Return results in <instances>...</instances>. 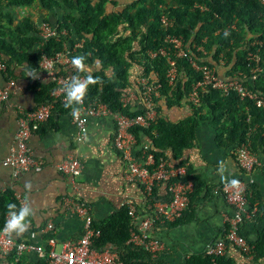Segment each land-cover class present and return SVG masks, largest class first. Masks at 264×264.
I'll list each match as a JSON object with an SVG mask.
<instances>
[{
    "label": "trees",
    "instance_id": "trees-1",
    "mask_svg": "<svg viewBox=\"0 0 264 264\" xmlns=\"http://www.w3.org/2000/svg\"><path fill=\"white\" fill-rule=\"evenodd\" d=\"M35 2L47 9L56 6L70 10L55 22L44 18V22L57 25L59 34L56 37L43 40L39 36L37 25L28 14L16 17V8L28 7ZM115 2L114 0H0V61L6 65L4 73L6 77L14 76V69L18 65H24L34 77L39 71L38 62L41 55L52 56L62 51L66 45L71 49V59L82 54L86 57L84 63L89 66H93L96 61L99 62L100 67L89 72L93 77H99L100 83L88 86L86 100H98L112 111H119L132 117L144 115L146 107L142 104H139V107L130 104L122 106L120 97L129 84V74L133 64H137L139 66L137 77L145 76L150 80H157L160 84L159 96L152 98V104L157 111L156 118L147 126L137 125L130 128L136 139L134 150L137 154L144 145H147L148 151L153 154L155 164L162 158L172 161L176 166L186 167V162L182 158L183 150L193 144L197 126L200 120L205 118L225 126L226 142L233 147L249 139L251 151L257 156L260 151V155L264 157V109L250 103L247 112L246 101L240 100L234 92L220 96L217 91L211 89L203 92L201 104L194 106L186 100V96L192 82L199 78V74L191 69L187 59L176 58L180 75L173 85H169L166 78L165 58H150L147 55V50L156 48L161 43L165 33L181 35L198 63H209L206 55L196 48L198 45H203L215 62H219V55L223 53L224 67L228 68L227 75L236 76L240 72L248 75L247 52L258 50L263 70L253 81L245 78V83L249 88L264 95V5L259 0H168V2L135 0L122 11H106V6ZM199 6H205V9L201 10ZM161 14H165L173 23L168 30L161 26ZM230 24H234L236 28L223 31ZM63 29L64 34L60 33ZM219 29L221 31L217 32ZM79 40L83 41L81 47L72 51ZM61 69L62 72L67 73L65 67ZM153 73L154 77L151 75ZM71 74L86 75L84 72L73 71L72 68ZM53 86L51 81L34 78L31 88L35 92L36 105L51 102L54 107L52 113L56 109L68 110L69 107H65V102L53 99L50 95ZM161 99L167 106H180L185 102L192 108V114L175 121L164 118L157 106ZM247 115H250L249 121L246 120ZM223 118L227 123L221 121ZM249 128L254 130L247 136ZM141 135L149 138V141L141 140ZM167 151L170 152L169 157ZM177 178L192 181L193 190L188 194L190 203L197 192L199 181L188 169L183 176ZM164 184L167 189V183ZM251 187L253 184L249 185L248 191ZM155 191L153 187L152 198L156 196ZM168 199L167 192L165 200ZM9 202L16 203L19 208L12 190L0 194V228L5 222ZM185 211L180 218L169 224L174 226L182 223ZM153 216L155 217H152V220L155 223L159 219L155 212ZM92 226L99 230V235L93 239L91 245L96 250L109 247L125 264L163 263L157 258L150 259L143 248L127 243L130 216L126 207H122L101 222H93ZM50 236L51 234H48V238ZM243 237L252 246L254 260L264 257V230L259 231L253 240L244 235ZM8 258L15 264H19L21 259L20 256L16 257L14 252L9 253ZM214 263L236 264L225 255L216 257L212 261L211 257L204 253L190 256L185 260V264ZM36 264H47V262L42 259Z\"/></svg>",
    "mask_w": 264,
    "mask_h": 264
},
{
    "label": "crops",
    "instance_id": "crops-1",
    "mask_svg": "<svg viewBox=\"0 0 264 264\" xmlns=\"http://www.w3.org/2000/svg\"><path fill=\"white\" fill-rule=\"evenodd\" d=\"M114 1L115 4L106 6V11H122L135 0ZM15 12L17 18L28 14L38 27L44 22V18L55 22L70 10L56 6L47 9L35 2L28 7H18ZM65 47L69 49L67 57L70 62L64 67L67 73H71V68L73 71L76 69L71 65V49L66 45ZM206 59L212 62L208 51ZM85 65L88 71L100 67L98 61L93 66ZM138 70L139 66L133 64L125 90L127 93L138 95ZM219 71L223 76L228 68L221 67ZM32 77L31 71L26 70L24 65L15 67L14 76L6 77L4 72L0 71V88L4 87L9 79H14L17 85L5 105L0 106V194L12 190L14 194L20 195L22 203H30L34 213L28 218V230L14 236L46 247L50 232L45 226L51 221L55 227L56 248H59L63 241L76 240L82 234L84 221L67 210V198L88 203L95 223L101 222L122 207L134 209L136 219L133 224L137 227L142 219L155 217L153 200H165L168 192L165 184L156 182V196L150 199L146 197L141 183L128 179V168L113 145L115 124L108 115L90 117L83 138L78 141L68 110L56 109L27 140L32 155L41 163V170L20 171L14 174L11 167L2 165V159L15 147L18 111L33 109L37 104L35 92L31 88V82L36 79L37 73ZM129 104L139 107L143 102L139 98H132ZM157 106L161 116L171 121L192 114V108L185 102L180 106H167L161 99ZM156 115L155 109L153 119ZM221 121L227 123L224 118ZM140 139L149 141L144 135H141ZM233 151V145L226 142L225 126L202 118L197 126L193 144L184 149L182 154L186 162L185 169L200 183L197 192L186 208L182 223L173 226L170 222L157 220L150 229L151 236L164 244L163 250L157 256L158 260H162V264H185V260L190 256L204 253L216 239L223 236L233 208L226 202L218 187L232 179H247L236 164ZM166 154L170 156L169 151ZM258 156L260 164L250 173L253 187L248 191V214L240 228L241 233L252 240L259 231L264 230V157L260 155V151ZM68 158H75L81 163V173L78 176L65 175L57 169V164ZM219 162L226 165L224 176L227 179L223 181L218 172ZM26 183L30 184V191L25 189ZM224 255L236 264H264V257L254 260L252 254H244L231 246L226 248ZM20 257L19 264H36L42 260L32 252L24 253ZM0 264L15 263L9 260L8 255L0 253Z\"/></svg>",
    "mask_w": 264,
    "mask_h": 264
},
{
    "label": "built area",
    "instance_id": "built-area-1",
    "mask_svg": "<svg viewBox=\"0 0 264 264\" xmlns=\"http://www.w3.org/2000/svg\"><path fill=\"white\" fill-rule=\"evenodd\" d=\"M259 2L264 5V0H259ZM199 8L202 10L205 9V6H199ZM160 23L165 30H168L173 25L171 19L165 14H161ZM235 28L234 24H230L223 31ZM218 31L221 30L219 29ZM38 33L43 40L56 37L59 34L57 27L47 22H42L38 26ZM60 33L64 34L65 30H61ZM257 43L261 45L260 42L257 41ZM81 45L82 41H79L75 43L72 49L75 50L81 47ZM66 48L52 56L42 54L38 62L39 71L36 77L38 80L53 82L54 86L50 95L53 99H60L62 102H65L66 98L64 84L73 75H78L81 79L85 77L82 74L62 72L61 68L70 62L67 57L69 49ZM197 49L202 54L207 55V51L203 46L200 45ZM147 55L150 58H165L167 63L166 78L169 85H173L180 75L176 58L187 59L191 69L199 74V78L192 82L186 96V100L194 106H199L201 104V94L211 89L217 91L221 96L234 92L240 100L246 101L247 106H245V110L247 112L250 103L264 109V95L259 91L249 88L245 83L247 78L251 81L255 80L263 70L258 50L247 52L248 75L240 72L236 76L226 75L225 73L223 76L220 75L219 69L221 67L224 68L223 53L219 55V62L215 63L212 59L213 63H198L193 58L187 42L184 41L181 35L165 33L161 39V43L156 48L149 49ZM5 70V63L0 61V71L5 73ZM151 75L154 77L155 74L153 73ZM137 83L139 87L138 95L124 91L120 97V101L122 106H126L129 105L132 98H139L146 107L144 115L126 116L119 111H112L106 104L98 100L87 101L85 96L83 97L82 103L69 107L68 113L75 128V136L78 141L83 138L90 117L108 115L113 119L115 124L113 145L120 152L128 168V179L141 183L146 197L150 199H152V190L156 182L167 183L169 199L161 201L153 200L154 212L159 220L172 222L180 218L189 205L188 194L193 190V183L190 180L184 181L177 178L185 174V166H176L172 161L162 158L155 164L153 154L148 151L147 145L143 146L139 154L135 152L134 146L136 139L130 131V128L137 125L147 126L153 120L155 109L152 104V98L159 96L160 87L157 80H150L145 76H140ZM16 87L17 85L14 79H9L7 84L0 88V106L5 105L9 95ZM53 108V103L46 102L36 105L30 110L20 109L18 111V129L15 135V147L1 161L2 165L11 167L14 174L20 171L41 170V163L32 155L27 145V140L33 132L38 130L39 125L51 116ZM73 108L78 109V111L73 112ZM249 119L250 115H247L246 120L249 121ZM253 130L254 128H249L247 136ZM233 154L236 164L247 179H236L239 181L237 185H232L230 181L223 182L218 187L226 202L232 206L233 214L228 218L227 228L223 236L216 239L204 252V254L211 257L212 261L216 257L223 256L228 246L235 247L244 254H252V246L240 233V228L241 223L248 214V189L249 185L253 182L250 173L255 166L260 164V159L251 151L249 139L235 146ZM81 168V163L75 158H68L57 164V169L62 174L72 177L78 176L81 173ZM14 196L20 206L22 204L20 195L15 193ZM65 203L67 210L81 217L84 221L82 234L76 240L63 241L60 247L56 248L55 227L49 221L45 229L50 232L51 236L47 239V246L43 247L42 245L34 244L24 239L18 240L14 234L11 236L6 235L2 231L4 222L0 228V253L8 255L14 252L15 256L19 257L24 253L32 252L38 258L44 259L47 264H125L109 248L96 250L91 247L93 239L99 235V230L92 226L93 218L90 205L82 200L70 198H67ZM128 215L130 216V228L127 243L143 248L149 254L150 259H156L158 253L163 250L164 244L150 234L153 220L146 217L140 221L137 227L133 224L136 219L134 209H128ZM7 218L8 216L6 214L5 221Z\"/></svg>",
    "mask_w": 264,
    "mask_h": 264
},
{
    "label": "clouds",
    "instance_id": "clouds-1",
    "mask_svg": "<svg viewBox=\"0 0 264 264\" xmlns=\"http://www.w3.org/2000/svg\"><path fill=\"white\" fill-rule=\"evenodd\" d=\"M79 41H82V40H79ZM85 59H86L85 55H82V54H78V55L72 57V59H71L72 67H74L77 70V72H84V73H86V75L83 79H81L78 75H73L70 78V80H68L64 84V92L66 94L65 107H72L74 104L82 103L83 97L85 96V94L87 92L88 86L91 84L100 83V78L99 77H93L90 74V72L88 71V69L84 63ZM213 61H212V63H213ZM226 74H227V71H226ZM77 111H78V109L73 108V112H77ZM225 171H226V165H224L223 162H219L218 172L221 175L222 181L227 179L224 176ZM230 183L232 185H237L239 183V181L236 179H232L230 181ZM25 189L27 191H30L31 190L30 184L26 183ZM33 214H34L33 208L30 205V203H28L27 201L22 203L19 206V208H17L16 203L9 202L7 204V216H8V218L5 221V224H4L2 231L8 236H11L12 234H16L18 236V235L24 233L25 231L28 230V227H29L30 221L28 218L30 216H32Z\"/></svg>",
    "mask_w": 264,
    "mask_h": 264
},
{
    "label": "rangeland",
    "instance_id": "rangeland-1",
    "mask_svg": "<svg viewBox=\"0 0 264 264\" xmlns=\"http://www.w3.org/2000/svg\"><path fill=\"white\" fill-rule=\"evenodd\" d=\"M139 5H140V3H139Z\"/></svg>",
    "mask_w": 264,
    "mask_h": 264
}]
</instances>
